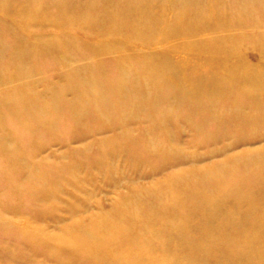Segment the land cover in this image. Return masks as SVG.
Returning <instances> with one entry per match:
<instances>
[{"label":"bare ground","instance_id":"6f19581e","mask_svg":"<svg viewBox=\"0 0 264 264\" xmlns=\"http://www.w3.org/2000/svg\"><path fill=\"white\" fill-rule=\"evenodd\" d=\"M73 1H84V5L75 4ZM251 1L230 0L229 4L228 0H200L196 3L193 0H163L162 3L154 4L151 0H51V3L46 4V7L52 9L53 16H62L70 24L77 18L89 22L90 25L99 20L104 40L98 50L71 37L66 38L68 32H63L65 34L61 36V40L51 45L32 47L16 32H11L9 25L0 21V152L9 153L11 159L6 163L1 162L2 167L9 170L18 168L19 159L16 154L18 150H23L15 144L19 140L28 145L33 142L35 137L30 133L33 128L36 135L40 136L48 129L55 130L66 125L77 128L87 120H94L100 124L97 127L107 125L115 129L125 118L123 115H127L124 113L127 108L139 112L140 116L147 117L154 113L158 118L155 126L163 128L160 133L161 142H165V138L169 136V130L166 131L163 126L164 118L174 111L180 115L183 112L186 122L211 119L213 122L223 123V127L228 129L240 128L260 116L264 117V67L243 68L245 65L240 66L238 63L240 56L237 59L230 57L234 51L233 43L243 38L242 35H218L210 39L176 42L173 48L183 49L193 56V65L187 66L178 57L171 56L172 51L168 50L152 51L141 56L135 55L129 49L117 50L124 46V42H127L125 38L129 35L145 33L147 39L153 38L151 31L156 27L162 29V37L169 38L172 35L171 30L163 29L162 18L174 10H183L180 18L174 21L177 35L188 38L194 36L193 29L220 31L257 26L262 31L259 35L252 33L251 39H258L256 44L264 43V23L248 14V10L256 7L252 6ZM1 2L10 7L16 3L24 5L22 7L25 8V15L34 14L41 4H45L43 0ZM109 7L114 11L111 15L107 13ZM84 10L93 12L82 15ZM257 11L264 14V8L257 7L255 12ZM190 13H194L193 18L197 19L188 17ZM199 15L200 19L197 17ZM134 18H139L140 23L135 25ZM67 23H64L61 31L68 30ZM126 27L129 28L128 31ZM110 50L117 52L109 55ZM76 56L86 61L76 66H68L65 70L56 69L48 77H58L59 82L43 81L44 91L34 92L35 85L41 82V73L45 69L49 70L47 65L52 59L68 62L71 57ZM112 93L114 96H111ZM246 108L251 109L249 114L245 113ZM119 139L121 143L101 150L98 162L121 151L142 160L144 157H151L139 145L140 142L146 143L145 139L140 137L131 140L127 136ZM3 140L6 145L11 143L10 151L2 144ZM164 145L156 150L160 157L168 155L169 151L166 144ZM152 158L154 159L153 156ZM257 160L264 165V156ZM263 165H260L258 173L248 172L243 174L245 176H238L236 171L241 174L243 172L234 169L231 172L226 171L228 181L218 176L210 180L206 187L208 189L210 185L209 191L217 192V196L201 197L202 189L191 191L184 187L175 193V203L183 204L186 200L190 202V190L191 200L194 201L190 207L197 209L196 214L207 223L205 229L199 230L197 238L205 239L209 243L199 251L191 247L186 250V256L190 255L189 264L196 259L203 264H239V261L249 264L262 254L264 229L260 227V222L264 221V200L258 203L254 195L255 198L252 199V193L255 184L264 180ZM98 166L102 168V165ZM247 185L253 187L243 190L242 187ZM259 189L261 188L256 191ZM33 190L38 191L42 197L49 192L45 188L35 187ZM259 193L264 196V188ZM245 202H248L250 210L240 214L236 208ZM225 205L229 207L228 212L223 210ZM257 213L262 215L261 218H257ZM234 220L238 221V227L230 229L228 224ZM177 228L181 232L177 233L170 227L165 229L168 239L158 244L159 248L165 249L164 256L160 257L154 251L156 248H152L146 254L148 262L155 260L153 258L156 256L161 264L176 262L179 248L170 241L183 243V239L187 237L182 227ZM233 232H236L235 243L230 238V233ZM70 233L71 236L64 245L73 252L95 257L101 263H104L103 255L111 254V247L103 249L104 241L116 245L112 249L121 254H127L131 247L138 248L139 251L144 249L138 246L143 241L139 233L123 231L118 221L103 219L91 228L77 226ZM216 238L221 239L219 246L215 245ZM138 254L145 253L140 251Z\"/></svg>","mask_w":264,"mask_h":264},{"label":"rangeland","instance_id":"374dc122","mask_svg":"<svg viewBox=\"0 0 264 264\" xmlns=\"http://www.w3.org/2000/svg\"><path fill=\"white\" fill-rule=\"evenodd\" d=\"M1 1L5 0H0V21L9 25L11 32H16L32 47L48 46L60 41L61 36L65 34L63 32H68L66 38L71 37L97 50L99 45L103 44L102 24L99 20L91 25L79 18L72 24L67 23L62 16H53L52 9L46 7L51 0H43L45 4H41L34 14H31L33 10H30L31 15L23 14L25 8L22 4L16 3L10 7ZM198 1L200 0H193L195 3ZM151 2L158 4L163 0ZM73 3L84 5V1ZM251 3L256 7L248 10V14L264 23V14L255 12L257 7L264 8V0H252ZM92 12L84 10L81 14L87 15ZM113 12L109 7L107 13L111 15ZM182 13L183 10H174L163 16V29H170L172 33L169 38L162 37V29L156 27L151 31L153 38L147 39L145 33L129 35L125 38L127 42H124V46L117 50L129 49L140 56L152 51L168 50L172 51L171 56L178 57L187 66L191 64L193 56L183 49L173 48L176 42L210 39L218 35L230 37L242 35L243 38L233 43L234 51L230 57L237 59L240 56L238 63L240 66L245 65L243 68L264 67V43L256 44L259 40L251 39L252 33L259 35L261 27L245 26L237 30L220 31L193 29L194 36L186 38L177 35L174 25V21L178 20ZM193 15L194 13H190L188 17L193 18ZM197 17L201 18L200 15ZM134 19L135 25L140 23L139 18ZM64 23H67L69 28L61 31ZM115 52L117 51L110 50L109 55H115ZM75 58L71 57L68 62L52 59L47 65L49 70L45 69L43 70L45 72L41 73V82L35 85L34 92L44 91V82H59L58 77H48L52 76L56 69L65 70L68 66H76L86 61L77 56ZM111 96H114V93ZM250 112L251 109L246 108L245 113ZM124 113L127 115H123L125 118L118 126L120 128L115 129L107 125L97 127L100 124L94 120H87L77 128L66 125L55 130L48 129L40 136L36 135L33 128L30 131L35 137L33 142L28 145L19 140V143L15 144L23 150V152L18 150L16 154L19 159L16 170L2 167L1 162L6 163L11 159L9 153L0 152V264H161L159 258L156 260L157 256L153 258L155 260L148 262L146 254H149L152 248H156L154 251L160 257L164 256L165 249L159 248L158 244L168 239L165 232L167 227L173 228L177 233L181 232L177 227H182L187 233L183 243L170 241L179 248L176 253L177 260L173 264H189L190 255L186 256V250L191 247L199 251L208 245L209 241L197 238L199 230L205 229L207 223L196 214L197 209L190 207L194 202L191 200L190 190L202 189L201 197L217 196V192L209 191L210 185L208 189L206 187L213 178L218 176L228 181L226 171L231 172L234 169L243 172L241 174L236 171L238 176H245L243 174L248 172L258 173L260 165L263 164L257 159L264 156V117L260 116L240 128L228 129L223 127V123L213 122L211 119L186 122L183 112V115H180L174 111L164 118L163 126L166 131L169 130V136L165 138V142H161L160 133L163 128L155 126L158 118L154 113H149L151 115L147 117L140 116L139 112L131 108H127ZM118 116H121L120 113ZM94 128L96 129L93 130ZM121 136H127L131 140L140 137L145 139L146 143L140 142L139 145L143 146L142 151L151 157H144L142 160L121 151L114 153L112 157L107 156L106 161L101 159L98 162L101 150L121 143L119 139ZM2 144L6 145V142L3 140ZM7 144L10 151L12 145ZM164 144L169 152L168 155L160 157L156 150H160ZM99 164L102 168L98 166ZM32 187L45 188L49 192L44 198ZM183 187L190 189L188 192L190 202L186 200L183 204H177L173 196ZM252 187L253 185H247L242 189ZM259 187L264 188V180L255 184L252 193V199L256 197L258 203H261L264 196L263 193H259L261 189L256 191ZM209 206L210 204L207 205ZM224 208V211H229L227 205ZM249 210L248 202L241 203L236 208L240 214ZM256 216L259 219L262 215L257 213ZM103 219L118 221L123 231L139 233L143 241L138 243V246L144 247L140 251L145 254L139 255L140 251L134 247H131L127 254H121L112 249L116 245L104 241L103 249L111 247V254L103 255L104 263H101L95 257L73 252L64 245L71 236V229L77 226L91 228L97 221ZM228 225L230 229H234L238 227V221H230ZM260 227L264 229L263 220ZM230 235L232 242L235 243L236 232ZM215 240V245L219 246L221 239ZM261 255L249 264H264V239ZM190 264L203 262L196 259ZM239 264L244 263L239 261Z\"/></svg>","mask_w":264,"mask_h":264}]
</instances>
